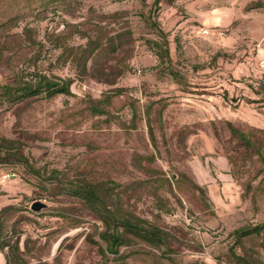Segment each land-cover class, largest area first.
<instances>
[{
  "label": "rangeland",
  "instance_id": "1",
  "mask_svg": "<svg viewBox=\"0 0 264 264\" xmlns=\"http://www.w3.org/2000/svg\"><path fill=\"white\" fill-rule=\"evenodd\" d=\"M16 15L0 83L40 72L71 79L72 95L0 100L11 263L264 264V0H0V21ZM81 181L119 184L124 210L170 232L169 256L140 242L104 256L103 224L66 193Z\"/></svg>",
  "mask_w": 264,
  "mask_h": 264
},
{
  "label": "trees",
  "instance_id": "2",
  "mask_svg": "<svg viewBox=\"0 0 264 264\" xmlns=\"http://www.w3.org/2000/svg\"><path fill=\"white\" fill-rule=\"evenodd\" d=\"M22 20L23 17L21 15H16L0 21V32L6 27L18 26ZM157 29L161 40L153 41L151 47L156 51L160 63L163 64L170 62L169 41L165 31L160 27H157ZM5 48L6 41L0 42V58L3 57ZM171 74L175 78L178 77L173 71H171ZM27 77L15 73L11 83H0V100L13 105L29 98L42 97L52 99L58 95H72L71 79L57 75L49 76L40 72L29 73ZM254 92L264 98V84H260L258 88L254 89ZM94 110L96 113L104 112L99 107H94ZM236 132L243 140H247L243 133ZM17 156L19 162L25 165L29 164L23 155ZM119 187V184L112 181L100 183L81 181L70 183L66 189L67 194L85 203L94 216L103 224L99 239L105 243V246H100L101 253L104 256L112 255L124 258L122 248L137 242L145 243L164 255L173 251V240L168 230L123 209L119 199L121 193V190L118 189ZM260 232V226L253 228L243 227L235 230L233 235L236 236L235 242L239 243L243 237L254 233L260 234ZM6 248L8 250L5 254L6 264H12L11 256L20 252L19 239H16L14 244L0 239V252H3ZM237 258L241 264H250V261L244 257Z\"/></svg>",
  "mask_w": 264,
  "mask_h": 264
},
{
  "label": "water",
  "instance_id": "3",
  "mask_svg": "<svg viewBox=\"0 0 264 264\" xmlns=\"http://www.w3.org/2000/svg\"><path fill=\"white\" fill-rule=\"evenodd\" d=\"M45 207H46V204L43 203V202H41V201H36V202H34L33 205H32V209H33L34 211H39V210H41V209H43V208H45Z\"/></svg>",
  "mask_w": 264,
  "mask_h": 264
}]
</instances>
